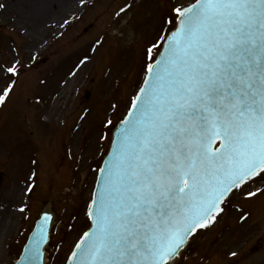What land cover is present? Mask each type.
Returning a JSON list of instances; mask_svg holds the SVG:
<instances>
[{
	"label": "snow or ice",
	"instance_id": "1",
	"mask_svg": "<svg viewBox=\"0 0 264 264\" xmlns=\"http://www.w3.org/2000/svg\"><path fill=\"white\" fill-rule=\"evenodd\" d=\"M11 52L0 62V106L22 70ZM141 69L126 106L109 105L120 118H106L97 137L109 147L95 169L88 225L65 264H184L233 195H264V0H173L143 46ZM35 177L23 181L21 214ZM53 219L34 222L14 264H43Z\"/></svg>",
	"mask_w": 264,
	"mask_h": 264
},
{
	"label": "rangeland",
	"instance_id": "2",
	"mask_svg": "<svg viewBox=\"0 0 264 264\" xmlns=\"http://www.w3.org/2000/svg\"><path fill=\"white\" fill-rule=\"evenodd\" d=\"M0 3L11 5L10 15L1 9L0 62L10 61L15 50L22 68L11 99L0 106V264H13L32 219L45 206L55 215L47 264H64L88 225L84 213L108 143L98 147L97 137L107 131L106 118H120L109 105L126 106L142 78L143 46L170 14L173 0ZM125 3L131 10L117 18ZM31 171L35 190L24 198L28 211L21 214L20 189ZM233 251L236 257L229 255ZM186 255L184 264H264V195H233Z\"/></svg>",
	"mask_w": 264,
	"mask_h": 264
},
{
	"label": "water",
	"instance_id": "3",
	"mask_svg": "<svg viewBox=\"0 0 264 264\" xmlns=\"http://www.w3.org/2000/svg\"><path fill=\"white\" fill-rule=\"evenodd\" d=\"M108 143H107V148H108ZM106 148V149H107ZM105 149V150H106ZM100 162H101V156H100V160H99ZM95 175H96V172H95ZM39 214V213H38ZM38 214L37 215H35V217L32 219V221L34 222L35 221V219L37 218V216H38ZM45 214H47V215H51V212H50V209H49V207H46L43 211H42V213L40 214V217L41 216H43V215H45ZM52 217H53V215H51ZM51 225H52V222H51V224H50V226H49V231H50V228H51ZM31 227L32 226H29V228H28V230H27V232H26V234H25V236H24V239H23V241H22V243H21V246L19 247V250H18V254H19V252H20V249H21V247H22V245H23V243H24V241H25V239H26V236H27V234H28V232H29V230L31 229ZM30 237V236H29ZM47 245V244H46ZM73 245H71V247H72ZM45 248V247H44ZM18 254H17V256H18ZM45 256V255H44ZM16 258V257H15ZM19 259H20V257H19ZM19 259L17 260V261H19ZM43 259V264H44V259H45V257H43L42 258ZM64 264H65V258H64Z\"/></svg>",
	"mask_w": 264,
	"mask_h": 264
},
{
	"label": "flooded vegetation",
	"instance_id": "4",
	"mask_svg": "<svg viewBox=\"0 0 264 264\" xmlns=\"http://www.w3.org/2000/svg\"><path fill=\"white\" fill-rule=\"evenodd\" d=\"M16 0H10V2H15ZM10 6L11 5H8L7 7H5V9H3L8 15H10ZM3 21V22H2ZM4 21L5 20H3V15H2V12H1V9H0V29H5L4 28Z\"/></svg>",
	"mask_w": 264,
	"mask_h": 264
}]
</instances>
